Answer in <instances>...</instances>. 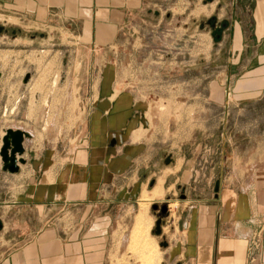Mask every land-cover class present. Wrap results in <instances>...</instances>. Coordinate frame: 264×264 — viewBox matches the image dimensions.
I'll return each instance as SVG.
<instances>
[{"label":"rangeland","instance_id":"obj_1","mask_svg":"<svg viewBox=\"0 0 264 264\" xmlns=\"http://www.w3.org/2000/svg\"><path fill=\"white\" fill-rule=\"evenodd\" d=\"M234 2L150 0L147 15L132 18L120 34L122 45L108 52L88 46L66 17L32 18L30 0H0V138L8 129L30 134L25 165L11 174L0 158V176H20L18 187L26 190L35 164H45L50 171L46 181L52 183L55 174L69 168L87 146L93 106L109 70L119 74L120 87L149 105L153 131L157 124L169 132L172 124L179 135L193 137L198 174L187 192L173 188L165 193L161 181L157 188L163 193L154 197V185L145 183L140 192L123 198L127 202L104 209L112 223L101 264H188L186 255L178 260L164 247L176 246L182 236L175 227L190 203L181 195L194 200L213 195L221 159L228 153L238 150L244 158L264 153V95L238 103L231 90L235 80L225 82L222 73L228 55L221 53L220 62L217 56L220 38L230 39ZM210 164L216 170L208 177ZM154 204L169 210L161 236L155 235L160 214ZM144 205L150 228L141 239L134 232Z\"/></svg>","mask_w":264,"mask_h":264},{"label":"crops","instance_id":"obj_2","mask_svg":"<svg viewBox=\"0 0 264 264\" xmlns=\"http://www.w3.org/2000/svg\"><path fill=\"white\" fill-rule=\"evenodd\" d=\"M149 7L150 0H30V17H66L88 46L109 52L122 45L130 20L146 16ZM232 16L230 39L220 38L217 56L220 62L227 53L224 81L235 80L231 90L243 103L264 95V0H235ZM103 78L89 141L69 168L52 183L45 164H35L26 190L18 187L20 176H0V264H101L112 223L104 209L127 202L123 198L146 184L155 191L162 181L165 193L187 192L196 181L193 137L179 135L172 124L169 132L157 124L153 131L149 105L119 86L118 73L109 70ZM251 154L234 150L221 159L213 195L186 196L190 207L175 227L181 239L168 248L178 260L264 264V153ZM215 170L211 165L207 176Z\"/></svg>","mask_w":264,"mask_h":264},{"label":"water","instance_id":"obj_3","mask_svg":"<svg viewBox=\"0 0 264 264\" xmlns=\"http://www.w3.org/2000/svg\"><path fill=\"white\" fill-rule=\"evenodd\" d=\"M28 79L29 77L26 78L25 83L28 82ZM28 138V133L13 129L6 130L5 135L0 138V158L4 171L11 174L20 172V165L26 163L23 156L26 152L25 142ZM153 209H157V206H154ZM167 211L168 207L163 206L162 213L166 214ZM155 235H162V221L156 223Z\"/></svg>","mask_w":264,"mask_h":264},{"label":"bare ground","instance_id":"obj_4","mask_svg":"<svg viewBox=\"0 0 264 264\" xmlns=\"http://www.w3.org/2000/svg\"><path fill=\"white\" fill-rule=\"evenodd\" d=\"M161 182V181H160ZM162 190L161 188L157 189L156 191H154V197H158V196H161L162 195ZM153 198V196H152ZM153 200V199H152ZM147 202H149V199H146ZM147 205V204H145ZM143 206L141 208V211L140 213L138 214V216L136 217V227H135V231L136 233L134 232L135 235H137V237L141 238L143 237L142 235H146V227H148L147 225L149 224L148 223V220H149V208L148 206ZM150 228V227H148ZM148 233V232H147ZM144 235V237L146 238V236ZM148 235V234H147ZM138 238V239H139ZM136 239V238H135ZM142 239V238H141ZM140 239V241H141ZM149 240V239H148ZM138 241V240H137ZM143 241L145 242V239H143ZM142 242V241H141ZM152 242V241H151ZM152 254V253H151ZM150 254V255H151ZM153 259V258H152ZM155 259V258H154ZM156 260V259H155Z\"/></svg>","mask_w":264,"mask_h":264},{"label":"flooded vegetation","instance_id":"obj_5","mask_svg":"<svg viewBox=\"0 0 264 264\" xmlns=\"http://www.w3.org/2000/svg\"><path fill=\"white\" fill-rule=\"evenodd\" d=\"M181 191H183L182 189H181ZM183 193H184V191H183ZM185 197H186V195H181V199L182 200H185ZM154 206H157V209H153L156 213H158V214H160V216H159V218H158V221H162V235H163V223H164V218H166V217H168L169 216V210L167 211V213L166 214H163L162 213V207L163 206H159L158 204H154ZM153 206V207H154ZM157 221V222H158ZM156 231V230H155ZM164 247L166 248V249H168L169 248V245H168V243H165L164 244Z\"/></svg>","mask_w":264,"mask_h":264}]
</instances>
